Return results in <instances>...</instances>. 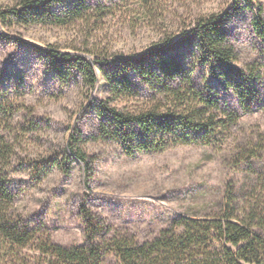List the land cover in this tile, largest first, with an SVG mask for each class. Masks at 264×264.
<instances>
[{
    "label": "rangeland",
    "instance_id": "1",
    "mask_svg": "<svg viewBox=\"0 0 264 264\" xmlns=\"http://www.w3.org/2000/svg\"><path fill=\"white\" fill-rule=\"evenodd\" d=\"M21 1L0 0V12ZM76 1L83 17L63 24L0 19V184L12 196L3 202L7 219L27 239L21 246L0 235V264H66L56 247H89L83 202L104 227L96 238L100 264H120L115 238L143 244L171 228L182 233L175 225L182 219H219L229 193L240 215L264 200V38L253 27L254 21L264 27V0H62L51 9L65 17ZM212 15H227L233 66L257 74L250 83L257 95L251 110L242 109L225 78H213L188 50L172 51L194 69L197 86L215 88L223 110L240 113L208 145L128 155L121 144L101 137L98 105L137 110L150 104L151 92L139 82V95L117 99L98 68L92 87L73 67L58 72L36 51L91 60L141 56ZM75 129L88 162L71 156L65 164ZM216 248L210 245L209 252Z\"/></svg>",
    "mask_w": 264,
    "mask_h": 264
},
{
    "label": "trees",
    "instance_id": "2",
    "mask_svg": "<svg viewBox=\"0 0 264 264\" xmlns=\"http://www.w3.org/2000/svg\"><path fill=\"white\" fill-rule=\"evenodd\" d=\"M60 1L22 0L19 6L0 12V19L10 16L24 24H63L83 17L84 8L78 1L65 11V17L53 12L52 5ZM246 1L254 4L253 0ZM226 19L227 15L202 18L175 40L131 58L91 60L84 55L52 49L36 48V51L58 72L67 66L73 67L92 87L98 82V68L117 99L139 95V82L151 92L150 104L137 110H120L105 102L98 105L101 137L121 144L128 155L137 151H160L169 145H208L220 130L236 124L240 113L231 108L223 110L215 88L208 84L205 88L197 86L194 69H188L172 51L188 50L192 58L210 67L213 78H225L224 85L234 91L242 109L251 110L257 89L250 83L257 74H247L233 66L236 53L227 40ZM253 27L259 37L264 38V27L257 21L253 22ZM80 141L81 132L75 129L66 148L65 164L71 156L88 162V156L79 147ZM0 196V235L24 246L27 239L23 238V232L7 219L8 208L3 202L12 196L1 184ZM232 199L229 193L225 200L227 210L219 219H182L175 223L183 227L182 233L171 228L154 241L143 244L126 237L115 238L113 251L120 264H264V200H257L240 215L236 214ZM82 211L89 247L72 250L56 247L55 253L66 264H100L96 238L103 234L104 227L85 202ZM210 245L219 248L209 252Z\"/></svg>",
    "mask_w": 264,
    "mask_h": 264
}]
</instances>
